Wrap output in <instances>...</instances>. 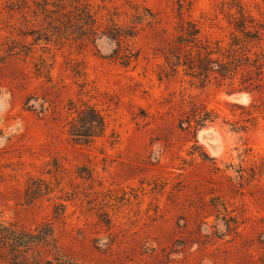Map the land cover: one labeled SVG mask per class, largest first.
<instances>
[{"label":"rangeland","instance_id":"374dc122","mask_svg":"<svg viewBox=\"0 0 264 264\" xmlns=\"http://www.w3.org/2000/svg\"><path fill=\"white\" fill-rule=\"evenodd\" d=\"M91 2L96 27L65 11L46 53L0 30V264H264L261 50L206 86L172 66L183 23L241 39L264 0ZM71 102L105 118L91 144Z\"/></svg>","mask_w":264,"mask_h":264},{"label":"trees","instance_id":"16d2710c","mask_svg":"<svg viewBox=\"0 0 264 264\" xmlns=\"http://www.w3.org/2000/svg\"><path fill=\"white\" fill-rule=\"evenodd\" d=\"M76 9L77 21L73 15ZM65 11H68L69 15V28L75 30L81 39L87 37L89 31L97 25L98 17L91 0H2L0 30L8 32L9 40H14L13 37L19 34L32 37L36 49L46 53L52 46H60L64 42L63 39L65 40L60 37L65 34ZM261 18L264 19V12L256 18L244 8L241 9L240 24L237 26L243 34L241 39L215 38L212 34L204 33L195 22H187V25L183 23L178 39L186 49V56H177L172 64L174 70L180 69L186 76L206 86L214 74L225 77L231 70L252 65L248 53L255 46L261 50L253 63L257 71L255 81H263L261 77L264 76V39L261 32H264V21H260ZM73 20L79 23L78 28L73 25ZM71 104L76 106L74 113L77 116L68 123L69 135L78 143L91 144L103 135L105 118L94 106L82 104L77 107L76 103ZM46 227V235L49 240L54 241L52 226L48 224ZM31 237L32 242L20 240V245L25 247L28 243L50 242L41 238L40 231Z\"/></svg>","mask_w":264,"mask_h":264},{"label":"bare ground","instance_id":"6f19581e","mask_svg":"<svg viewBox=\"0 0 264 264\" xmlns=\"http://www.w3.org/2000/svg\"><path fill=\"white\" fill-rule=\"evenodd\" d=\"M209 137H211V138H212V135H210Z\"/></svg>","mask_w":264,"mask_h":264}]
</instances>
